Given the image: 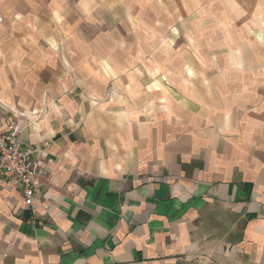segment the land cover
Instances as JSON below:
<instances>
[{"label": "crops", "instance_id": "0c3cea01", "mask_svg": "<svg viewBox=\"0 0 264 264\" xmlns=\"http://www.w3.org/2000/svg\"><path fill=\"white\" fill-rule=\"evenodd\" d=\"M111 6L0 0V130L37 150L0 264H264V47L129 45Z\"/></svg>", "mask_w": 264, "mask_h": 264}, {"label": "rangeland", "instance_id": "374dc122", "mask_svg": "<svg viewBox=\"0 0 264 264\" xmlns=\"http://www.w3.org/2000/svg\"><path fill=\"white\" fill-rule=\"evenodd\" d=\"M117 1L123 6H111L109 11L127 21L115 22L113 29L120 25L118 30L129 45L140 42L181 48L201 42L219 48L225 58L238 59L248 58L257 46L264 47V0ZM150 60L146 54V61Z\"/></svg>", "mask_w": 264, "mask_h": 264}, {"label": "built area", "instance_id": "2783aa9c", "mask_svg": "<svg viewBox=\"0 0 264 264\" xmlns=\"http://www.w3.org/2000/svg\"><path fill=\"white\" fill-rule=\"evenodd\" d=\"M19 125L10 122L0 130V177L13 176L23 197V207L30 211L34 206L35 184L32 181L33 172L30 167L36 149H27L19 137ZM47 147L48 143H44Z\"/></svg>", "mask_w": 264, "mask_h": 264}]
</instances>
